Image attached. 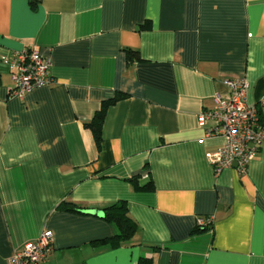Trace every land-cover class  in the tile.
Returning a JSON list of instances; mask_svg holds the SVG:
<instances>
[{
	"label": "crops",
	"instance_id": "0c3cea01",
	"mask_svg": "<svg viewBox=\"0 0 264 264\" xmlns=\"http://www.w3.org/2000/svg\"><path fill=\"white\" fill-rule=\"evenodd\" d=\"M24 49L50 58L53 81L19 97L9 59ZM242 76L264 125V0H0V264L45 230L41 264H264V145L247 173H216L223 138L200 123ZM120 93L99 147L87 124ZM120 200L136 235L95 244Z\"/></svg>",
	"mask_w": 264,
	"mask_h": 264
},
{
	"label": "built area",
	"instance_id": "2783aa9c",
	"mask_svg": "<svg viewBox=\"0 0 264 264\" xmlns=\"http://www.w3.org/2000/svg\"><path fill=\"white\" fill-rule=\"evenodd\" d=\"M9 65L12 71L14 87L11 93L22 97L33 89L49 85L53 81L51 60L38 49H24L14 52ZM223 83L228 87L227 97L216 95L213 109L202 113L200 123L213 120L215 126L208 130V135H220L223 144L208 154L209 162L216 173L224 168L237 167L247 173L250 162L264 145V125L261 123L260 109L247 102L249 83L246 77L225 78ZM264 106V97L260 101ZM214 217L197 219L198 226H210ZM53 242V232L43 231L38 239L28 242L17 249L10 259L11 264H41L48 258Z\"/></svg>",
	"mask_w": 264,
	"mask_h": 264
},
{
	"label": "trees",
	"instance_id": "16d2710c",
	"mask_svg": "<svg viewBox=\"0 0 264 264\" xmlns=\"http://www.w3.org/2000/svg\"><path fill=\"white\" fill-rule=\"evenodd\" d=\"M38 3L39 0H30L33 9H37ZM127 57L129 60H139L141 58L139 51L136 50H128ZM124 96V93H120L116 97L104 101L101 109L95 113L93 119L87 124L93 131L96 143L99 147L101 146L102 127L107 110L109 106ZM131 181L137 190L154 189L152 181H149L146 184H139L136 178H132ZM62 205L64 207L65 203ZM65 208L68 210H78L74 204H67L65 205ZM103 217L116 226V232L109 237L93 241L95 244L109 243L112 247H118L132 240L138 231V223L130 216L126 200H120L105 207ZM208 227L209 226H198L197 230H205ZM138 264H153V261L149 257H141Z\"/></svg>",
	"mask_w": 264,
	"mask_h": 264
},
{
	"label": "water",
	"instance_id": "95a60500",
	"mask_svg": "<svg viewBox=\"0 0 264 264\" xmlns=\"http://www.w3.org/2000/svg\"><path fill=\"white\" fill-rule=\"evenodd\" d=\"M235 165H237V163H235Z\"/></svg>",
	"mask_w": 264,
	"mask_h": 264
}]
</instances>
